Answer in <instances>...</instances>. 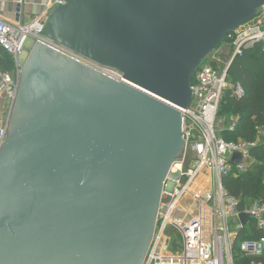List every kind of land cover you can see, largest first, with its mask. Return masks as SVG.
<instances>
[{
    "label": "water",
    "instance_id": "water-1",
    "mask_svg": "<svg viewBox=\"0 0 264 264\" xmlns=\"http://www.w3.org/2000/svg\"><path fill=\"white\" fill-rule=\"evenodd\" d=\"M62 2L43 38L125 82L29 49L0 149V264H142L192 77L264 0Z\"/></svg>",
    "mask_w": 264,
    "mask_h": 264
},
{
    "label": "built area",
    "instance_id": "built-area-1",
    "mask_svg": "<svg viewBox=\"0 0 264 264\" xmlns=\"http://www.w3.org/2000/svg\"><path fill=\"white\" fill-rule=\"evenodd\" d=\"M62 4V0H52L50 7L54 10ZM45 22L37 18L29 26H22L0 20V47L14 58L15 64L25 50V40L33 38L111 81L125 82L118 70L46 41L42 36ZM227 39L228 59L221 62L210 57L207 66L200 65L191 80V101L186 109H178L185 142L182 157L181 161L174 160L164 179L152 238L142 264H258L256 259L264 255V236L241 242L238 252H234L235 239L244 227L238 225L232 230L230 223L237 221L240 214H247L264 234V198L238 210L239 200L230 197L223 187L225 177L246 171L254 162L250 150L264 139V129H257V140L253 142L227 141L216 131L224 93L232 89L235 98L243 96L240 86L233 87L228 81L230 64L258 44L264 54V7ZM19 84L17 65L12 73L0 71V92L9 103L7 118L0 124V149L7 137ZM235 122L231 118L226 130L232 131ZM235 155L239 160H233Z\"/></svg>",
    "mask_w": 264,
    "mask_h": 264
},
{
    "label": "trees",
    "instance_id": "trees-1",
    "mask_svg": "<svg viewBox=\"0 0 264 264\" xmlns=\"http://www.w3.org/2000/svg\"><path fill=\"white\" fill-rule=\"evenodd\" d=\"M223 43H230L227 36L221 44ZM0 71H15L14 58L1 47ZM228 81L233 87L239 85L243 96L235 98L232 89L224 93L218 117L234 118L236 122L232 131L225 130L220 135L227 141L253 142L257 140V129H264V54L260 44L234 58L228 68ZM250 156L254 162L246 171L223 179L226 193L239 200L238 210L264 198V141H259L250 150ZM262 236L264 234L256 228L255 222L249 219L246 226L238 232L233 251L238 252L241 242L257 240ZM256 262L264 264V255L256 259Z\"/></svg>",
    "mask_w": 264,
    "mask_h": 264
},
{
    "label": "crops",
    "instance_id": "crops-1",
    "mask_svg": "<svg viewBox=\"0 0 264 264\" xmlns=\"http://www.w3.org/2000/svg\"><path fill=\"white\" fill-rule=\"evenodd\" d=\"M51 1L52 0H0V20L9 24H18L22 26H29L37 18L47 20L53 11L50 7ZM28 39L31 40L33 46L35 42L34 39ZM25 60L26 57L24 62ZM17 64H15V68L16 65L20 68L21 65H19V61H17ZM8 111L9 103L4 94L0 92V124L6 120Z\"/></svg>",
    "mask_w": 264,
    "mask_h": 264
},
{
    "label": "rangeland",
    "instance_id": "rangeland-1",
    "mask_svg": "<svg viewBox=\"0 0 264 264\" xmlns=\"http://www.w3.org/2000/svg\"><path fill=\"white\" fill-rule=\"evenodd\" d=\"M260 10V9H259ZM43 36V34H42ZM229 41V40H228ZM32 47V42L30 39H26L25 40V43H24V51L19 54L18 56V61H19V65H23V62H24V59L25 57L27 58V52L28 50ZM210 57H215V58H219V60L222 62L226 59H228L229 57V51H228V46H227V43H223L220 45L219 48H216L211 54H209L204 60L203 62L201 63V66L200 67H203V66H207L209 63H208V59H210ZM217 67H220L221 65L220 64H217L216 65ZM15 106V105H14ZM13 110H14V107H13ZM12 113L11 112V117H12ZM230 120L231 118L227 119V118H224V117H218L217 118V121H216V131L218 134H221L222 131H225L226 128L228 127V125L230 124ZM10 124L9 123V127H10ZM9 127H8V131H9ZM8 134V132H7ZM259 141H264L263 139H259ZM249 215L247 214H240L239 215V218L237 221L235 222H231V225H232V230L235 229V227H237L238 225H242V224H246L248 221H249Z\"/></svg>",
    "mask_w": 264,
    "mask_h": 264
}]
</instances>
